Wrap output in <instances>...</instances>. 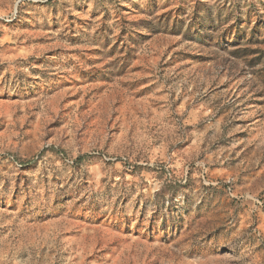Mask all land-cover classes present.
<instances>
[{
    "label": "rangeland",
    "instance_id": "obj_1",
    "mask_svg": "<svg viewBox=\"0 0 264 264\" xmlns=\"http://www.w3.org/2000/svg\"><path fill=\"white\" fill-rule=\"evenodd\" d=\"M0 264H264V0H0Z\"/></svg>",
    "mask_w": 264,
    "mask_h": 264
}]
</instances>
